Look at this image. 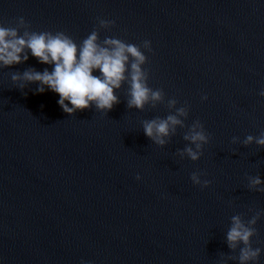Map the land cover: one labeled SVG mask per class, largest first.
Here are the masks:
<instances>
[{"label":"water","instance_id":"obj_1","mask_svg":"<svg viewBox=\"0 0 264 264\" xmlns=\"http://www.w3.org/2000/svg\"><path fill=\"white\" fill-rule=\"evenodd\" d=\"M64 1L81 43L95 32L101 47L116 39L146 58L140 65L144 83L160 98L150 95L142 108L129 107L136 62L129 56L111 111L190 263L240 264L244 245L233 248L227 241L232 218L239 216L254 229L251 247L261 249L249 264H264V192L250 186L257 176L264 180V146L244 143L264 133V97L258 94L264 89V0ZM169 116L181 124L165 144L145 135V122ZM197 122L210 139L193 161L181 153L196 150L185 136ZM193 173L210 180L209 187L193 184Z\"/></svg>","mask_w":264,"mask_h":264},{"label":"clouds","instance_id":"obj_2","mask_svg":"<svg viewBox=\"0 0 264 264\" xmlns=\"http://www.w3.org/2000/svg\"><path fill=\"white\" fill-rule=\"evenodd\" d=\"M18 20L21 25L26 23L23 17H19ZM100 23L114 24L115 21L101 20ZM97 39V34L93 32L78 45L63 32L55 34L47 31L24 32L23 35H19L17 29L0 25V66L10 67L24 63L28 60V52L39 63L50 65L51 71L28 70L22 74H13L12 80L20 82L21 88L24 87V82L36 83L38 93H44L47 89L58 94L57 104L64 112L72 114L77 110L90 108L93 104L101 111L111 110L114 104L118 103L114 90L118 89L125 79L126 65L131 56L136 62L131 64L132 84L129 107L142 108L150 95L153 100L160 98L159 92H151L144 83V74L140 65L146 58L137 47L126 45L116 39L106 40L107 46L101 47ZM145 46L150 48L151 41H146ZM96 71L100 75H94ZM258 94L264 97V89H261ZM207 99L206 95L202 96V100ZM179 114L184 115V110L181 109ZM177 124H181V121L176 116H169L166 120L148 121L144 124V133L156 143L163 145L166 142L164 137H167L170 130H174ZM185 139L194 144L196 150L188 147L184 149L181 156L186 153L191 160H199L202 155V146L209 142V135L197 122ZM253 142L264 146V133L258 137L249 135L244 141L245 144ZM190 178L193 184L199 185L202 189L211 184L208 179L201 180L200 174L197 173H193ZM136 179L140 180L141 177L137 175ZM261 184H264V180L257 176L251 180L250 186L264 192V188L256 187ZM255 222V218L249 221L250 224ZM253 235L254 229L246 226L239 216L232 218V227L227 233V241L233 248L237 244L244 245L240 249V264H249L260 255L261 249H253L250 245ZM81 264H88V262L81 260Z\"/></svg>","mask_w":264,"mask_h":264}]
</instances>
